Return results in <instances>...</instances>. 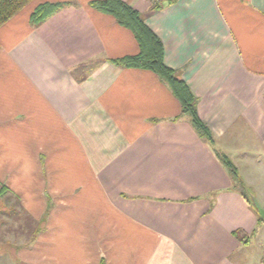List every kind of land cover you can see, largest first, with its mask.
I'll use <instances>...</instances> for the list:
<instances>
[{"label": "crops", "instance_id": "obj_1", "mask_svg": "<svg viewBox=\"0 0 264 264\" xmlns=\"http://www.w3.org/2000/svg\"><path fill=\"white\" fill-rule=\"evenodd\" d=\"M92 1L35 0L0 28V187L36 225L0 263L243 264L264 223L214 150L252 193L246 162L264 169V0H124L199 99L214 150L156 74L111 62L139 45ZM47 2L67 5L33 26Z\"/></svg>", "mask_w": 264, "mask_h": 264}, {"label": "trees", "instance_id": "obj_2", "mask_svg": "<svg viewBox=\"0 0 264 264\" xmlns=\"http://www.w3.org/2000/svg\"><path fill=\"white\" fill-rule=\"evenodd\" d=\"M34 1L0 0V28ZM154 1L155 9L158 10L160 7L157 0ZM66 5L67 3L61 2L39 4L31 13V24L38 26ZM90 5L96 11L113 17L120 26L130 30L139 45V53L137 55L113 59L111 62L120 67L140 69L156 74L167 84L175 98L179 101L181 106L180 116L188 117L198 136L207 141L209 146L214 150L215 140L212 132L198 113L199 99L193 94L190 87L177 72L166 65L163 43L157 34L147 25L143 16L124 0H95ZM214 151L221 164L227 170L234 189L239 191L254 209L251 191L241 178L237 166L226 154L217 150ZM258 217L259 221L264 223V219L259 214Z\"/></svg>", "mask_w": 264, "mask_h": 264}, {"label": "rangeland", "instance_id": "obj_3", "mask_svg": "<svg viewBox=\"0 0 264 264\" xmlns=\"http://www.w3.org/2000/svg\"><path fill=\"white\" fill-rule=\"evenodd\" d=\"M261 159L264 161V157H261ZM246 165H249L247 177L253 185L252 199H255L264 209V169H257L252 161L246 162ZM261 165L264 168V164ZM260 170H262V175L259 173ZM4 191L0 187V251L10 249L9 253L15 256V254H18L17 245L23 246L30 243V240L35 237L36 234H33V232L36 225L31 216H26L24 211L19 209V202L14 197L8 196ZM244 254L246 258L243 264H260L264 257V233H260L258 238L252 241L250 248L243 250Z\"/></svg>", "mask_w": 264, "mask_h": 264}, {"label": "water", "instance_id": "obj_4", "mask_svg": "<svg viewBox=\"0 0 264 264\" xmlns=\"http://www.w3.org/2000/svg\"><path fill=\"white\" fill-rule=\"evenodd\" d=\"M253 205L258 214L264 219V209L253 199Z\"/></svg>", "mask_w": 264, "mask_h": 264}, {"label": "built area", "instance_id": "obj_5", "mask_svg": "<svg viewBox=\"0 0 264 264\" xmlns=\"http://www.w3.org/2000/svg\"><path fill=\"white\" fill-rule=\"evenodd\" d=\"M262 264H264V262H262Z\"/></svg>", "mask_w": 264, "mask_h": 264}]
</instances>
